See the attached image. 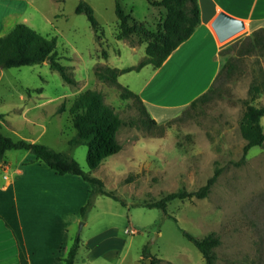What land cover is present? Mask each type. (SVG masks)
<instances>
[{"label":"rangeland","instance_id":"obj_1","mask_svg":"<svg viewBox=\"0 0 264 264\" xmlns=\"http://www.w3.org/2000/svg\"><path fill=\"white\" fill-rule=\"evenodd\" d=\"M87 1L100 23L98 31L86 13L76 12L80 0H33L26 23L44 36L57 38L58 59L77 84L67 82L49 61L1 70L3 131L14 139L33 140L67 152L85 170H90L88 146L69 143L77 132L69 112L74 97L96 88L126 121L118 133L122 150L92 170L124 202L98 194L83 215L81 207L90 196V184L72 174L66 184L52 172L54 187L59 183L71 194L66 204L60 205L55 198L52 202L50 233L65 246L57 249L66 256L80 237L75 264H146L147 260L152 264L154 257L156 264H205L202 252L186 232L201 238L215 231L221 237L215 248L217 264H264V147L253 146L243 158L246 139L240 128L246 107L243 99L250 97L253 82L264 81V48L255 44L256 37L264 35V26L249 33L245 28L222 41V65L205 101L167 110L159 118L149 114L157 124L130 125L132 119L144 115L140 103L121 98L120 89L100 80L96 69L137 65L147 57L151 36L137 32L118 39L116 0ZM122 4L150 31L162 30L164 6L150 0H122ZM152 69L148 65L141 72L127 71L118 80L134 90ZM22 94L33 105L25 116L15 108ZM252 102L264 106V84ZM62 103L65 110L60 112ZM262 123L264 126V116ZM26 151L11 149L6 157L16 163ZM218 169L208 196L172 200L167 212L147 206L183 186L199 188ZM4 172L0 167V179ZM8 215L17 218L12 210ZM41 216L32 212L30 219L42 227ZM146 246L150 256L143 252Z\"/></svg>","mask_w":264,"mask_h":264},{"label":"trees","instance_id":"obj_2","mask_svg":"<svg viewBox=\"0 0 264 264\" xmlns=\"http://www.w3.org/2000/svg\"><path fill=\"white\" fill-rule=\"evenodd\" d=\"M154 5L166 8V15L162 22V30L158 33L150 31L143 21H138L126 12L122 0H116V14L119 19L120 29L118 39L130 38L134 33L142 32L151 39L146 46L147 57L134 66L112 67L103 66L96 69L97 77L120 89L123 99L134 98L140 103L143 116L132 119L130 125L149 126L157 124L150 117V113L143 103L140 95L129 86L119 82L120 74L131 70H141L147 64L154 68L160 67L168 56L186 39H188L201 21V10L199 0H150ZM76 12L86 13L95 31H98L100 23L95 15L94 8L87 0H80ZM132 21V22H131ZM255 44L264 48V35H258ZM50 62L53 69L59 70L63 78L71 83L77 84L78 80L70 73L67 66L58 59L57 38H49L42 35L36 29L24 22L17 23L6 34L0 37V73L3 68L14 66L32 65ZM264 81L253 82L250 86V97L243 99L246 107L243 112L240 128L246 139L244 156L253 146L264 147V106L254 104L262 91ZM210 93L204 92L195 98L191 105L199 101H205ZM65 105L61 104L59 111H64ZM69 112L76 134L69 139L71 145L86 144L88 146L87 162L90 170H85L80 162L71 154L56 150L55 148L36 141L26 139H14L3 131L2 114H0V166L5 161L6 152L10 149L30 150L38 160L45 162L48 166L60 174H75L81 176L90 184V196L86 204L81 207V212L86 215L87 210L93 205L98 194H105L124 202L114 191L108 190L102 178L92 174V170L99 168L106 157L118 153L123 145L118 139L119 130L126 121L119 115L115 108L106 101L102 91L96 88H88L80 91L72 100ZM219 169L208 181L194 190H188L185 186L176 191L164 194L160 199L147 204L150 207H160L167 212V205L175 199L204 198L209 195L213 185L217 181ZM0 213V218H2ZM186 235L200 249L205 264H217L218 254L216 247L221 244V237L215 231L198 238L186 232ZM81 246L80 237H76L66 257L64 264H75L77 252ZM146 256L151 255L150 249L144 248ZM157 259H152L156 264ZM20 264H30L29 259L20 248Z\"/></svg>","mask_w":264,"mask_h":264},{"label":"crops","instance_id":"obj_3","mask_svg":"<svg viewBox=\"0 0 264 264\" xmlns=\"http://www.w3.org/2000/svg\"><path fill=\"white\" fill-rule=\"evenodd\" d=\"M199 4L201 21L193 34L160 67L147 64L146 67L151 65L153 69L134 88L154 118L161 117L167 110L190 104L213 84L222 65L220 52L224 45L212 23L221 11L243 19L248 33L264 26V0H199ZM31 5L33 0H0V37L17 23H29ZM30 102L29 97L22 94L20 105L15 108L25 116L33 106ZM29 152L23 153L16 163L6 157L0 166L5 171L0 179V213L3 216L0 218V264H20V248L30 264H64L63 258L67 255L57 247L65 246L50 233L51 207L54 198L60 205L66 204L71 194L59 183L54 187L52 172L58 181L66 184L73 177L71 173L56 172ZM9 210L15 212L17 218H10ZM32 212L43 215L39 218L42 227L37 226L35 219H30Z\"/></svg>","mask_w":264,"mask_h":264},{"label":"water","instance_id":"obj_4","mask_svg":"<svg viewBox=\"0 0 264 264\" xmlns=\"http://www.w3.org/2000/svg\"><path fill=\"white\" fill-rule=\"evenodd\" d=\"M212 25L221 41L246 28V23L243 19L231 15L226 11H221ZM146 264H151V260H147Z\"/></svg>","mask_w":264,"mask_h":264}]
</instances>
